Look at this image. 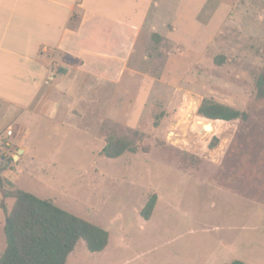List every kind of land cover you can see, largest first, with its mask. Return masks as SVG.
Instances as JSON below:
<instances>
[{
  "label": "rangeland",
  "instance_id": "374dc122",
  "mask_svg": "<svg viewBox=\"0 0 264 264\" xmlns=\"http://www.w3.org/2000/svg\"><path fill=\"white\" fill-rule=\"evenodd\" d=\"M209 3L225 6L212 43L143 38L138 71H116V84L94 78L80 106L35 127L21 157L0 158L15 183L5 178L6 188L108 230L105 249L90 252L80 239L66 264H264V0ZM205 98L248 117L205 130L186 119L196 103L194 119L213 121L197 114ZM110 132L136 151L103 156Z\"/></svg>",
  "mask_w": 264,
  "mask_h": 264
},
{
  "label": "crops",
  "instance_id": "0c3cea01",
  "mask_svg": "<svg viewBox=\"0 0 264 264\" xmlns=\"http://www.w3.org/2000/svg\"><path fill=\"white\" fill-rule=\"evenodd\" d=\"M209 1L0 0V127L17 128L9 147L13 160L36 126L56 123L81 105L94 78L116 84V71H138L136 60L148 58L143 38L212 43L211 26L225 6ZM50 58L59 74L45 82ZM11 175L1 170L13 182ZM2 199L9 210L15 198L6 201L0 187V256L6 246Z\"/></svg>",
  "mask_w": 264,
  "mask_h": 264
},
{
  "label": "trees",
  "instance_id": "16d2710c",
  "mask_svg": "<svg viewBox=\"0 0 264 264\" xmlns=\"http://www.w3.org/2000/svg\"><path fill=\"white\" fill-rule=\"evenodd\" d=\"M258 97H264V72L256 78ZM197 114L213 120L246 119L248 113L224 105L212 99H203ZM137 146L127 136L113 132L106 135V143L100 153L108 158H117L126 151L135 152ZM7 181L1 176L2 198L11 192L15 198L7 210L4 233L6 246L0 256V264H66L76 243L82 239L90 252L102 251L109 241V232L56 204L52 199L39 197L19 187L6 188ZM10 184V183H9ZM153 195L142 210L144 219H149L155 206ZM221 264H246L235 259Z\"/></svg>",
  "mask_w": 264,
  "mask_h": 264
},
{
  "label": "built area",
  "instance_id": "2783aa9c",
  "mask_svg": "<svg viewBox=\"0 0 264 264\" xmlns=\"http://www.w3.org/2000/svg\"><path fill=\"white\" fill-rule=\"evenodd\" d=\"M46 49L41 50V54H45ZM59 74V68L56 60L50 58L46 67L45 82L53 81ZM17 128L13 124L0 127V155L5 159H11L13 153L9 150L11 146V138L16 136Z\"/></svg>",
  "mask_w": 264,
  "mask_h": 264
},
{
  "label": "bare ground",
  "instance_id": "6f19581e",
  "mask_svg": "<svg viewBox=\"0 0 264 264\" xmlns=\"http://www.w3.org/2000/svg\"><path fill=\"white\" fill-rule=\"evenodd\" d=\"M195 105L196 103H194V105H192V107L189 109L188 113L186 114L188 120H194L197 123H199L201 125V128L205 129V130H210L212 128V126L215 124V121H204V120H199V119H194L195 116ZM171 134V132H170Z\"/></svg>",
  "mask_w": 264,
  "mask_h": 264
}]
</instances>
